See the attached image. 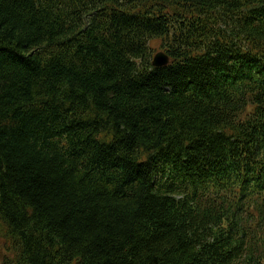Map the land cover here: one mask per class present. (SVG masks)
Segmentation results:
<instances>
[{"label": "trees", "instance_id": "1", "mask_svg": "<svg viewBox=\"0 0 264 264\" xmlns=\"http://www.w3.org/2000/svg\"><path fill=\"white\" fill-rule=\"evenodd\" d=\"M0 241L264 264V0H0Z\"/></svg>", "mask_w": 264, "mask_h": 264}, {"label": "water", "instance_id": "2", "mask_svg": "<svg viewBox=\"0 0 264 264\" xmlns=\"http://www.w3.org/2000/svg\"><path fill=\"white\" fill-rule=\"evenodd\" d=\"M167 61H168V57L163 53L159 52L154 56L152 64L155 66H161L166 64Z\"/></svg>", "mask_w": 264, "mask_h": 264}, {"label": "rangeland", "instance_id": "3", "mask_svg": "<svg viewBox=\"0 0 264 264\" xmlns=\"http://www.w3.org/2000/svg\"><path fill=\"white\" fill-rule=\"evenodd\" d=\"M162 48L159 46V44H156L155 45V52L158 51V50H161ZM4 244L2 241H0V249L3 248Z\"/></svg>", "mask_w": 264, "mask_h": 264}, {"label": "bare ground", "instance_id": "4", "mask_svg": "<svg viewBox=\"0 0 264 264\" xmlns=\"http://www.w3.org/2000/svg\"><path fill=\"white\" fill-rule=\"evenodd\" d=\"M40 97V96H39Z\"/></svg>", "mask_w": 264, "mask_h": 264}]
</instances>
